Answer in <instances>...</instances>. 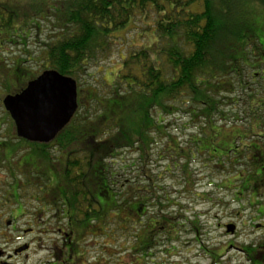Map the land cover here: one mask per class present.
<instances>
[{
	"label": "trees",
	"instance_id": "trees-1",
	"mask_svg": "<svg viewBox=\"0 0 264 264\" xmlns=\"http://www.w3.org/2000/svg\"><path fill=\"white\" fill-rule=\"evenodd\" d=\"M132 24L144 42L153 39L151 45L130 46L124 39L119 70L110 73L106 95L85 88L93 78L89 70L111 59L113 48L123 43L118 34ZM263 30L264 0H0V51L12 48L17 49L12 54L21 55L11 59L9 77L15 85L7 83L0 65L6 91L15 95L35 77L37 72L26 68L29 62L42 73L52 70L74 79L78 87V109L52 142H28L17 132L13 144L0 142L7 162L26 150L17 177L8 183L19 207L13 217L23 215L27 195L44 201L42 191L65 190L62 210L78 228L88 223L93 236L103 231L121 242L123 236L132 238L125 244L134 258L141 255L138 244L147 248L156 232L173 245L184 225L178 211L184 209L171 195H162L159 180L149 175L153 147L181 190L191 181L189 165L202 158L212 174H223L231 186L239 183L238 196L255 198L263 220L264 149L254 138L264 140V100L251 88L263 79ZM244 99L248 111L232 114ZM134 147L143 165L127 178L135 172L134 163L115 160ZM26 167L29 174L22 170ZM178 169L185 175L172 173ZM140 178L148 184L139 185ZM150 208L157 212L143 223ZM80 234L77 229L75 236ZM137 238L147 240L137 243Z\"/></svg>",
	"mask_w": 264,
	"mask_h": 264
},
{
	"label": "rangeland",
	"instance_id": "rangeland-1",
	"mask_svg": "<svg viewBox=\"0 0 264 264\" xmlns=\"http://www.w3.org/2000/svg\"><path fill=\"white\" fill-rule=\"evenodd\" d=\"M134 27L135 25L132 24L128 27V29L121 31L120 34H118V36L121 37L120 42L123 43L120 45L119 50L117 48H113V53L110 60H105L100 64V66L91 68L89 70L93 78L89 81H86L85 88H97L102 96L106 95V92L109 91L107 86L112 81V76L110 73H117L119 70L120 65L118 56L121 54L119 51L124 45V39L130 46H132V44L138 46L141 44H149L148 46L151 45L153 39L150 40L145 38L144 42L143 39L140 38L141 35L136 32L137 30H133ZM140 27L141 26L139 24L136 28L139 29ZM262 40L264 43V30L262 31ZM7 50L8 51H0V65L4 69V74L8 75V77L5 78L7 83H13L9 77L11 70H14V66L11 65V59L14 57L16 59H21V55L18 54L19 52L12 54L13 52H16L17 49L8 48ZM26 68L32 73H37L35 77H29L30 80L18 93H21V91H23L31 81L42 75V69L40 71V68H38V65L35 63L29 62ZM262 69H264V67ZM262 69L261 72H263V79L260 77L253 83H251V81L248 82L251 83L252 92H255V90L260 91V96L263 98L262 100H264V71H262ZM81 82L83 83V80H81ZM13 84L15 85V83ZM81 87L84 86L81 84ZM6 90L9 89L6 88L4 82L0 80V123L2 120H5V122L1 123L0 126V142L11 141V144H13L15 139L14 134L16 133L15 125L10 117L7 116V112L5 111L3 104L5 98L8 95H11ZM227 111L230 110L227 109ZM247 111L248 103L246 99H244L239 105L235 107V110L232 112V114L237 112L239 113V116H242V113H246ZM228 126L231 125H227V129L230 128ZM239 127L241 129H247L248 125ZM261 132H264V130ZM8 133H11V138H9L10 135H8ZM254 140L258 141L261 144L260 146H262L264 149V140H261L257 137H255ZM15 142H18V140H15ZM11 146L13 147V145ZM152 149V156L149 163L147 164L149 175L154 176L159 180L157 182V186L161 188L162 195L167 193L172 196L174 201H180V204L184 210L178 212L184 215V217L181 218V216H179L178 220L184 225L181 226L177 240L175 239V243L173 245L171 243H165L158 247L162 250L165 248L168 249L170 251V255H167L166 257L158 256L156 261H152L150 258L142 260L140 257V264H151V262L161 263L162 260L164 261L166 259L169 261L168 264H251V262L248 260L247 254L244 252V249H249L256 246L259 249L260 245L264 243V230L257 228L258 225L264 223V219L262 220L260 213H258V209L260 210L261 206L258 205L260 208L257 207L255 204V198L252 197V199H250V194L248 193L238 196L237 189L239 187V183L236 181L234 185L231 186L230 184L226 183L227 178L223 174H212L210 170L204 167L202 164V158H195L189 165L188 174H190L189 179L191 180V183L187 182L183 187L184 190H181L182 186L180 183L176 182V180H172L170 178L171 174L165 171L168 162L164 161L163 159L160 160L158 156H156L158 150L157 148L155 150V148L152 147ZM24 151L26 150L20 149L18 153H16L15 156H12L9 162H7L3 160V149L0 148V163H2V168L0 169V207L3 205L6 199V197L2 194L4 193L6 187L8 189V183H10L11 180L13 182V178L17 177V165L21 166V163L26 160L24 157L19 160L20 156L24 154ZM251 154L252 152H250V155ZM140 155L141 151L136 147L132 149L127 148L120 152V155L115 161L118 160L120 162L125 158L128 164L134 163L135 165V168L133 169L135 172H132L131 174L127 173L125 177L133 178L134 175L136 176L140 171H137L138 169H141L143 165L142 161L140 160ZM55 156H53L54 160L56 159ZM31 160H33V158H31ZM10 162L12 166H9L8 163ZM55 166L53 167L57 168ZM22 170L25 172V174H29L27 167L25 169L22 168ZM44 170L48 174L52 172L51 167L46 164L44 166ZM179 170L180 169L172 173L185 175V173L179 172ZM41 171L43 172V170ZM17 173L18 176H20L19 173L21 172L17 170ZM140 179L139 185L144 187L148 184L147 182L142 181L144 178ZM179 181H181V184L185 183V180L181 176H179ZM225 184L226 187H223ZM22 201L24 202L28 214L25 217L23 216V220L22 217L17 220L19 230H23L26 225L32 222L36 232L40 231L41 228H37L35 223L39 224L40 222L48 221V219L50 220L49 216H51V214L46 215L43 213L41 216H38L40 205L37 204L30 195H27V197H25ZM153 201L154 200H152V204ZM11 206L15 207L14 203H11ZM172 210L176 211L175 209ZM5 211L0 209V230L3 233H9L10 235L13 234L15 237L16 233H14L11 228L14 226V222L8 221V215L10 211ZM50 212H52V210H50ZM156 212V209L150 208V210L145 213V216L142 217V222L146 223L149 218L156 214ZM9 223L11 224L8 225ZM228 225H234L236 227L234 235H229L227 233L226 226ZM136 227L141 228L142 226ZM156 234L157 236L162 235L158 232H156ZM57 236L58 235H51L50 237ZM126 238H129L128 241H132V238L128 236H123L122 242L121 240L118 242L114 239L106 240V243L108 244L106 247L108 249L106 259L108 262H103L106 264H115V258L112 257V255L117 251H120V249L123 247L124 264H138L136 263L138 258L133 257V254H131L129 251V247L125 244ZM157 238L161 239L160 237ZM98 241L96 240V242ZM258 252L261 254L260 249ZM253 255H255V253H253L252 256ZM257 259L261 260L260 256H258Z\"/></svg>",
	"mask_w": 264,
	"mask_h": 264
},
{
	"label": "flooded vegetation",
	"instance_id": "flooded-vegetation-1",
	"mask_svg": "<svg viewBox=\"0 0 264 264\" xmlns=\"http://www.w3.org/2000/svg\"><path fill=\"white\" fill-rule=\"evenodd\" d=\"M1 168L2 166L0 169ZM42 193L45 200H36L35 202L40 205L39 209L42 210L43 213L46 215L51 214V216H49L50 220L48 219V221H43L39 224L35 223L37 228H41L40 231L36 232L32 222L20 231L17 220L21 217L23 220V216L25 217L28 212L26 211V208H24L23 215L13 217L15 213L18 214L19 207L18 203H15L12 199L14 196L12 188L9 187V185L8 189L6 187L2 194L6 199L0 209L2 211L8 210L5 212L10 211L8 221L14 222V226L11 228L13 232L16 233V236L14 237L13 234L10 235L9 233H3L0 230V264H106L105 262H108L106 259L108 253V249L106 248L108 244L106 243V240L112 238H107L103 231L97 229L96 230L99 231V233L96 236H93V227L88 223H84L81 228H78V223L67 217L62 210V206L65 208L64 204L66 203L64 199L67 192H65V190L58 192L46 189L42 191ZM11 201L14 202L15 207L11 206ZM43 204L49 205V211H47V208H45ZM50 210H52V212H50ZM10 224L11 223L8 225ZM257 228L264 230V225H258ZM77 229H80V233H82L79 237L75 236V231ZM51 235L58 236L50 237ZM160 238L161 239H158L157 234L154 233V238L149 240L151 245L147 248L144 246L139 247L138 244V248L135 250L140 252L141 255H138L136 263L140 264V257L142 259L150 258L153 261V259L158 256L166 257L167 255H170L168 249L165 248L162 250L161 248H158L161 244L168 242L165 238L162 239L163 237L161 236ZM96 240H99V243L96 242ZM114 240L120 242L119 238ZM144 240L142 239L140 241V239L137 238L136 242H145L147 239ZM261 245V249H259L261 250L260 259L262 263L260 262V264H264V243ZM257 248V246L255 250L254 247L249 248L255 253L253 256L251 253L247 254L248 260L251 264H257L258 262L255 261L258 260V255H256V253H259V249ZM144 254H148L149 257L144 258ZM112 257L115 258V264H124L123 247L120 251L113 254ZM168 262L169 261L166 259L164 261L162 260L159 264H168Z\"/></svg>",
	"mask_w": 264,
	"mask_h": 264
},
{
	"label": "water",
	"instance_id": "water-1",
	"mask_svg": "<svg viewBox=\"0 0 264 264\" xmlns=\"http://www.w3.org/2000/svg\"><path fill=\"white\" fill-rule=\"evenodd\" d=\"M19 138L32 143H50L68 125L78 107L77 82L48 70L31 81L21 93L3 101ZM234 234V225L226 226Z\"/></svg>",
	"mask_w": 264,
	"mask_h": 264
}]
</instances>
